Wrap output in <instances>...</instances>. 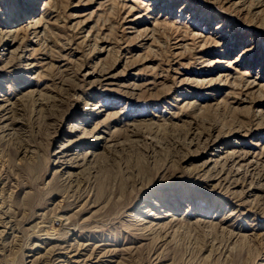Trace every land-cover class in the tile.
<instances>
[{"label":"rangeland","instance_id":"1","mask_svg":"<svg viewBox=\"0 0 264 264\" xmlns=\"http://www.w3.org/2000/svg\"><path fill=\"white\" fill-rule=\"evenodd\" d=\"M59 1L39 35L26 30L27 15L6 19L18 34L11 49L21 48L35 65H6L10 54L0 48V104L8 100L6 114L25 124L16 134H0V181L7 182L0 192V264H69L66 253H55L72 246L83 252V245L86 257L103 256L92 264L258 259V243L204 224L167 230L163 246L165 232L144 229L134 215L156 192L181 193L192 196L191 205L181 199L178 216L226 218L223 225L255 228L264 240V0ZM43 7L41 0L36 11ZM7 11L0 9V21ZM86 118L93 133L84 134ZM68 142L76 152L85 142L110 147L72 169L81 179L66 181V174L54 177L53 158ZM208 142L207 153L216 151L220 162L249 153L231 192L205 181L209 168L194 170ZM25 147L44 160L26 159ZM238 161L228 163L232 173ZM121 179L128 183L124 198L116 193ZM251 185L262 190L249 195ZM86 202L88 210L78 213Z\"/></svg>","mask_w":264,"mask_h":264},{"label":"bare ground","instance_id":"2","mask_svg":"<svg viewBox=\"0 0 264 264\" xmlns=\"http://www.w3.org/2000/svg\"><path fill=\"white\" fill-rule=\"evenodd\" d=\"M0 1H1L0 2V9L1 10L5 9L6 11L8 10L7 11L8 13L6 12L7 13V15H6L7 18H5V20L8 19V17L13 16V15L14 16H18L20 18H23L24 16L27 15V16H29L30 20L27 22L26 30H30V28H31L32 33H34L36 35L37 34L39 35V33H41V32L44 33L46 31V29L49 28V27H47L48 25L46 23H45L46 24L45 26H42L44 20L47 18L46 16H47L48 9L51 8V7H55L57 9L61 5V2L59 0H43L44 7L38 13L36 11L37 10L36 9V4H38V2L41 1V0H25V2L23 1L22 4L21 3H16L17 1H15V0H0ZM4 3H7L6 6H4ZM5 20L4 21H0V48H2L3 50H8V54H10L9 55V60L7 61L6 65H9V66L14 68V66H21L24 61L26 62L27 66L28 65L29 66L32 65L33 64L32 61H29V59H25L24 54H23L24 50H22L21 48H17V49L12 48L11 49V47H13L15 45L16 37H17L18 34H15V33H17L16 29H15L16 32L14 33V30L12 28H9V27H11V26H9V25H11L10 23H13L15 21L13 20L12 22H10L11 20L10 21H8V20L5 21ZM27 33H28V31H27ZM34 65L35 64H33L32 66L34 67ZM27 68H29V67H27ZM2 69H3V67H2ZM0 71H1V69H0ZM25 83H24V85H25ZM1 85L2 84L0 83V86ZM33 86H35V88H37V87H39V84L36 83ZM33 86H29L27 88H30V87H33ZM76 88H77V86H76ZM1 89H2V87H1ZM36 91H37V89H33V90H30V91H28L26 93L24 92L25 94H23V95H26V94H29V93L30 94H36ZM9 92H10V90H9ZM38 95H41V93L38 94ZM9 100H11V99H9ZM4 101H5V104H6L8 100H4ZM5 104L4 105L0 104V134L3 135V134H5L7 132L6 133V137H7V135L16 134V132H15V131H17L16 129L17 128L19 129V127L25 126V124L21 123V121L16 118L17 114H16V112L14 110H12L11 113L13 112V114H16V115H13L12 117H10L8 114H6L9 111V108ZM14 116H16V117H14ZM64 120L65 119H62L61 121L63 122ZM87 120H88V118L84 119L83 120V127L81 126L83 128L84 134L93 133V130L90 131V130H87V128L84 127V125H86V123H88ZM56 123H57L56 127L60 126L59 125L60 123H58V122H56ZM102 132L103 131L98 132L96 139H99V138L102 137V135H101ZM110 133L111 132L109 131L108 134H110ZM17 134L19 135V133H17ZM103 137L105 138L106 136H103ZM218 137H220V136H218ZM217 138H216V140H217ZM81 145H82L81 146V150H83V151H77V152L75 151L77 148L71 142H68V144H63V145H60L59 147H57V149L54 152V158H53V161L55 162V165H56L55 166L56 170H55V173H54V177H59V176L62 177L63 175L65 176V174H66L67 175V177L65 178L66 181H73V179H76V181H77V179L78 180L81 179L82 175L80 176L77 173H74L72 171V169H74V167H81L82 168L88 162L93 161V159H96V157H98L100 155V152L98 154V153H96V150L101 149L102 147L106 149V147L108 146V145L106 146V144H104V145L102 144V147H101L99 142H92V143L91 142H85V143H83ZM209 146H210V143L205 148V151L200 152L199 157L200 158H206V159L201 163V165L196 166V168H194V170H197L199 172V171H204L205 169L209 168L207 170V172L205 171V175H204L205 176L204 177L205 181H217L216 184H215L216 187H222L223 186V188L226 189L225 190L226 192H231L232 188L235 185L238 184L236 181H239L238 178L235 180V176H238L241 173V169L240 168L244 167L240 163L241 162H246L249 159V153L243 154L241 156H236L234 154L235 153L234 152V153H231L223 162L222 161L220 162L219 159L216 160V158H215L218 155L216 153V151L214 152V150H213V152L207 153V150H209V148H208ZM108 147H110V146H108ZM26 148L27 147H25V149H23L24 151L21 152L22 155L24 157H26V159L29 156L28 158H31L32 160L35 159V161L37 160V162H40V161L44 160V159H42L43 158L42 155L39 154L40 151H34L35 149L31 151L30 149H28L29 147L27 149ZM33 148H31V149H33ZM203 150H204V148H203ZM102 153H103V150H102ZM196 156H198V155H196ZM186 158L188 159L189 157H186ZM237 158L239 160L238 164H234V166L235 165H239V168H237L236 171L234 173H232V171H230L231 169L227 168V165H228L229 162H232V161H234ZM22 161H25V160H22ZM26 161H28V160H26ZM46 161H47V159H46ZM235 162H237V161H235ZM211 163H213V166L210 167ZM37 164H39V163H37ZM247 165H249V164H247ZM82 172H84V171H82ZM80 174H81V172H80ZM86 179H85V181H86ZM4 182L2 183L0 181V192H1V194L4 193L7 190L6 189V183L7 182L6 183H4ZM140 184H142V183H140ZM135 185H134L133 189L136 188ZM127 187H128V183L127 182H125L123 180L120 181V184H118V186L116 188V193H119L120 196L123 197L125 195L126 191H127ZM141 187H143V186H141ZM250 187L251 188H249V190L247 191L249 195L253 194L254 192L257 193L261 189V186L251 185ZM111 193H113V192H111ZM114 193H115V190H114ZM233 194H234V192H233ZM235 194H237V193H235ZM181 195H182L181 193L180 194L177 193V194H172V195L166 194V196H165L164 193L162 194L161 192L160 193L156 192L155 196H152L153 200L148 198V199H145L143 201L144 203H143V205L141 207V210L139 211L138 214L135 213L134 216L138 217V220L141 221V223H142L141 226H143L144 229H149V230L153 231L154 233L155 232L156 233L157 232H160V233L161 232H165V236L163 235L164 236L163 237V242H162L163 246H164V243L166 244L167 237L170 236L169 235V233H170L169 229H173V231H174L176 229V227L178 225L182 224L183 222L191 224V225H194V224H196V225H201L202 224L203 225L204 224V225H207V227H211V232L212 231L213 232L221 231L223 234H225V232L229 233L230 237L229 236L228 237L230 239H232V240H235V239L239 240V239L242 238L244 240H248L251 243H258L260 245V247L258 248L260 254H258V256H259L258 259L256 258L255 260H253L251 262V264H264V242L262 243L263 239H261L259 237V235L257 233H255V231H254V230H256L255 228H254V230L250 229V230L246 231L242 225H236V224L232 225V224H230V225L225 226L221 222H223L224 219H226V218L221 219V222L214 223V219H209V217H207L208 215L207 216L206 215H202L201 213H198V212L191 213V214H188V215L178 216V211L181 209V205H182L181 199H183L184 201H187V202L190 203V201H191L190 197H192L190 195L187 196L185 194H184V196L183 195L181 196ZM257 195L258 194H256L255 196H257ZM239 197H240V194H239ZM258 197H259V195H258ZM164 201L168 203V204H166L167 206L163 204ZM88 205H89L88 202H86L84 205H81L79 210H78V213H82V212L87 211L88 210L87 208H89ZM190 205H191V203L189 204V206ZM163 208H167L166 209V215H163L164 213H161V212H164L163 210H161ZM156 209H159V211L156 212ZM232 211H234V210H232ZM130 216H132V215H130ZM6 223H8V222H5V224ZM8 228H11V227H8ZM167 230H169L168 234L166 232ZM244 230L246 232H244ZM151 231H150V233H153ZM71 245H72V243H71ZM54 247H56V246H54ZM83 247H84V245H83ZM83 247L81 249V250H84L83 252H81L78 247H77L78 249L77 248H73V246L71 248H68V249H65V248L61 247V250H64V251L60 250L61 252L57 251L58 253H55V254L60 257L61 256L60 254L66 253V256L68 258L67 261H69V264H78V263L79 264H85V263H87V261H89L91 264L92 263H97L99 261V258L103 257V256L99 257L98 254L93 253V251H92V253L90 252L91 254L88 252L89 255L86 257L85 254H87L86 251H88V250L86 249V246L84 248ZM97 248H98V246H97ZM97 248H95V250ZM48 250H46V251H48ZM51 251H53V248H52ZM54 252L55 251H53V252L49 251L50 254L51 253L54 254ZM153 252H154V250H153ZM151 253H152V251H151ZM49 256H48V258H49ZM100 256H101V254H100ZM154 257H156V255ZM57 259H58V257H57ZM92 260H94V261L91 262ZM28 262H32V260H29ZM51 263H52V261H51ZM55 263H56V261H55ZM59 264H61V263H59Z\"/></svg>","mask_w":264,"mask_h":264}]
</instances>
